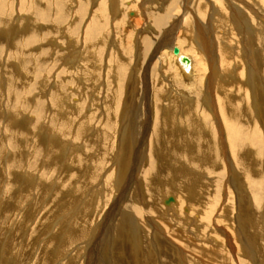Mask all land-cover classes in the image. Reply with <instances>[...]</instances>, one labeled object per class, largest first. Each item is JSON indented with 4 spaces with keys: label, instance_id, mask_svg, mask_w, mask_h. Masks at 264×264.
Returning <instances> with one entry per match:
<instances>
[{
    "label": "rangeland",
    "instance_id": "obj_1",
    "mask_svg": "<svg viewBox=\"0 0 264 264\" xmlns=\"http://www.w3.org/2000/svg\"><path fill=\"white\" fill-rule=\"evenodd\" d=\"M98 1L0 0V264H264L260 57L250 76V55L234 57L229 135L204 88L160 73V30L137 38L139 0H118L114 18ZM236 1L234 18L264 44L250 11L264 17V0ZM170 2L178 19L183 1ZM182 97L205 133L188 130ZM175 123L184 136L166 129Z\"/></svg>",
    "mask_w": 264,
    "mask_h": 264
},
{
    "label": "bare ground",
    "instance_id": "obj_2",
    "mask_svg": "<svg viewBox=\"0 0 264 264\" xmlns=\"http://www.w3.org/2000/svg\"><path fill=\"white\" fill-rule=\"evenodd\" d=\"M97 1L98 0H93V4H95ZM102 1L105 2L104 0H99L98 4ZM107 1H108L109 7L112 9L114 13L113 14V18H114V16L117 13V10L119 9L118 0H107ZM180 1H183L180 5V8H182V11L180 9L181 11L180 12L179 8L177 9L178 10L177 13L180 12L179 13L180 15L177 19L175 18L176 16L172 17L171 14L169 15V13L172 11V9L170 8L171 2L168 4L169 0H139L140 7L143 10V16L142 15L141 16L144 17L145 23L144 25H142L141 29L137 30L139 31L137 32V38L145 30L154 29V27L155 28L157 27V29L160 30L161 36L159 37V39L157 38L159 42L156 45L154 44L151 46V48L153 47L151 55L153 58L154 56L157 57L156 59H158L157 64H158L160 73H164V71L166 72L165 69H167L168 66L169 68H175L177 69V72L186 80V83L184 82L185 87L197 90V87L199 86L198 90L200 88V91H202L204 88L203 103H206V106L210 109V111H212L213 114L215 113L214 110H216L215 109L216 107L214 106V104H219L220 106L219 109L221 112L220 122H223L224 124L223 127H225L226 133L231 135V133H233L235 129V126H233L232 121H231L233 120V117L228 116V114L230 112L229 107L234 102L227 101V97H230L232 92L234 93L233 89L234 87L237 86L236 84H237L238 73H237L236 67L238 66V64H236L235 62L236 58L234 59V57L236 56V53L238 52L239 54L240 52H242L243 54L245 53L246 56L250 55V60L246 61V64H245L246 66L245 70H247L246 74L247 75L249 74L250 76L251 74L257 73V69H255L256 66H254V60L251 58L255 57V55H258L260 57L257 61L260 66L259 69L264 65V56L262 55V52H261V49L264 46V44L262 43V40L259 42L260 37L258 38L256 37V35L254 36L256 32H260V29L258 28L259 30L257 29L254 32L252 31V27L250 23L248 24L249 21H247L245 18L242 20L241 19L236 20L234 18V15L240 14L238 8H235L236 7L235 2L238 3L236 0H222L223 1L222 3L219 0H180ZM254 1H258L259 3V0H254ZM156 3L161 4L160 7L162 8L158 9V10H161L160 12L155 9V7H157L156 5L154 7V4ZM260 3L262 5V2ZM253 8L250 11L252 12V14L256 16L255 18H257L263 23L264 17L260 14L261 8L259 7L258 11L257 9L255 8L253 9ZM154 10L156 12L158 11V13H156ZM243 12H245V10H243ZM100 13L101 12L98 10L97 14L99 17H101ZM253 17L251 16L250 18H253ZM140 23H143V22H140V19L134 20L135 25H139ZM251 23H252V20H251ZM252 32H254V34ZM181 36H184V41L187 44L186 47H183V45L181 44V41H180ZM143 42L146 44L150 43L147 41V36L143 37ZM136 43L139 44L137 40H136ZM256 43L260 44V46L257 49H254V48L251 49V45L255 46ZM165 54H168L169 59H166V60L163 59L162 56ZM260 55H262L263 57H261ZM232 63H233V66L232 67L229 66L230 64L232 65ZM248 81L253 82L252 78H248L247 82ZM233 82H236V84H233ZM211 89L215 90L214 93L212 92L213 90ZM181 96H184V94L182 93ZM214 98H216V101L218 103H215L213 101ZM186 103L189 104L188 99L184 97L181 100L179 111L182 110V114L185 113V115L183 114V116L186 120V123L187 121L189 122V126H187L188 130L192 134L195 132L205 133L206 130L208 129L204 122L206 120L205 117H204L205 120H203V122L201 123L203 125L199 126L200 124H198V122L201 120L199 119L198 115H196L198 110H195V109L197 106L195 107V109L194 107H192L191 108L192 110L188 109V111H184L182 106L185 105ZM162 112L165 113V116H164L165 118L170 117L172 113L168 109H164ZM199 116L201 118V114H199ZM164 120H162L164 124H169L168 122H164ZM234 121H237V119H235ZM196 123L198 125H196ZM160 124L163 125L162 123ZM185 124H180L178 126L176 125V123L173 126L167 125L166 129H168L170 133H174V131H176V133L182 137L186 133L183 130L187 129ZM124 125L125 124H123L122 126ZM239 131H241V129ZM256 132L255 133L253 132V135L254 134L256 135L257 134Z\"/></svg>",
    "mask_w": 264,
    "mask_h": 264
},
{
    "label": "water",
    "instance_id": "obj_3",
    "mask_svg": "<svg viewBox=\"0 0 264 264\" xmlns=\"http://www.w3.org/2000/svg\"><path fill=\"white\" fill-rule=\"evenodd\" d=\"M176 50V49H175Z\"/></svg>",
    "mask_w": 264,
    "mask_h": 264
}]
</instances>
